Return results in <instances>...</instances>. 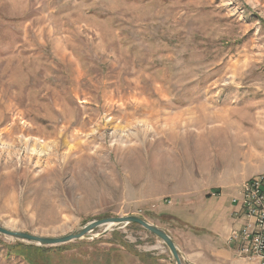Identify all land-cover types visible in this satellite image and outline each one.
Returning a JSON list of instances; mask_svg holds the SVG:
<instances>
[{
    "label": "rangeland",
    "instance_id": "rangeland-1",
    "mask_svg": "<svg viewBox=\"0 0 264 264\" xmlns=\"http://www.w3.org/2000/svg\"><path fill=\"white\" fill-rule=\"evenodd\" d=\"M262 173L264 0H0V227L138 216L171 236L175 184ZM117 260L171 264L141 227L0 235V264Z\"/></svg>",
    "mask_w": 264,
    "mask_h": 264
},
{
    "label": "crops",
    "instance_id": "crops-1",
    "mask_svg": "<svg viewBox=\"0 0 264 264\" xmlns=\"http://www.w3.org/2000/svg\"><path fill=\"white\" fill-rule=\"evenodd\" d=\"M252 177L244 174L241 180ZM217 188L197 182L173 186L174 206L164 214L182 225L171 238L183 264H250L238 254V244L230 241L242 224V186L232 191ZM194 192L197 203L191 199Z\"/></svg>",
    "mask_w": 264,
    "mask_h": 264
},
{
    "label": "built area",
    "instance_id": "built-area-1",
    "mask_svg": "<svg viewBox=\"0 0 264 264\" xmlns=\"http://www.w3.org/2000/svg\"><path fill=\"white\" fill-rule=\"evenodd\" d=\"M242 224L230 241L250 264H264V173L246 180L241 195Z\"/></svg>",
    "mask_w": 264,
    "mask_h": 264
},
{
    "label": "water",
    "instance_id": "water-1",
    "mask_svg": "<svg viewBox=\"0 0 264 264\" xmlns=\"http://www.w3.org/2000/svg\"><path fill=\"white\" fill-rule=\"evenodd\" d=\"M132 224L141 227L150 235H152L157 240L162 242V244L166 247V249L170 254L171 264H183L181 260L180 252L178 251L171 236H169L163 230L159 229L157 226L149 223L144 218L138 216L104 218L101 220L93 221L66 236L57 237V238L38 237L27 233L10 231L3 227H0V235L9 237L15 240L16 242L23 241L31 245L50 247V246L67 244L76 240L94 239L97 237H103L114 227H126ZM100 227H104L103 231L97 236H92L91 233L95 229Z\"/></svg>",
    "mask_w": 264,
    "mask_h": 264
},
{
    "label": "trees",
    "instance_id": "trees-1",
    "mask_svg": "<svg viewBox=\"0 0 264 264\" xmlns=\"http://www.w3.org/2000/svg\"><path fill=\"white\" fill-rule=\"evenodd\" d=\"M128 227H139V226H137V225H135V224H132V225H128ZM115 253H116L117 257H118V255L121 254V252H119L118 250H117ZM123 253H124V252H123ZM132 256L134 257V255H132ZM136 256L138 257L137 254H136ZM121 259H122V257H121ZM111 264H120V263H119V261L117 260L116 263H114V261H112Z\"/></svg>",
    "mask_w": 264,
    "mask_h": 264
}]
</instances>
